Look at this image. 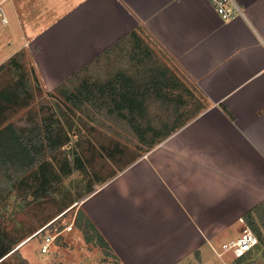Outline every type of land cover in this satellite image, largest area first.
Wrapping results in <instances>:
<instances>
[{
    "label": "crops",
    "instance_id": "1",
    "mask_svg": "<svg viewBox=\"0 0 264 264\" xmlns=\"http://www.w3.org/2000/svg\"><path fill=\"white\" fill-rule=\"evenodd\" d=\"M9 1L0 43L28 51L46 88L141 31L194 83L206 107L84 209L120 264L221 259L244 213L264 204V0H236L244 16L228 22L208 0Z\"/></svg>",
    "mask_w": 264,
    "mask_h": 264
},
{
    "label": "rangeland",
    "instance_id": "2",
    "mask_svg": "<svg viewBox=\"0 0 264 264\" xmlns=\"http://www.w3.org/2000/svg\"><path fill=\"white\" fill-rule=\"evenodd\" d=\"M10 2L0 0L4 17ZM3 15L1 28L6 27ZM8 46L0 43V54L6 51L0 62V241L12 244L18 255L4 264H24L21 259L120 264L113 251L106 254L87 243L85 231L76 228L79 211L88 217L86 197L196 116L206 102L142 31L94 59L75 79L47 80L51 88L38 79L28 51L12 54ZM78 66H68L69 71ZM261 206L258 214L254 208L245 212L229 235L237 238L249 229L259 243L254 251L241 260L231 253L221 259L182 257L183 264H264ZM45 226L46 233L60 235L41 253L40 235L27 240Z\"/></svg>",
    "mask_w": 264,
    "mask_h": 264
},
{
    "label": "built area",
    "instance_id": "3",
    "mask_svg": "<svg viewBox=\"0 0 264 264\" xmlns=\"http://www.w3.org/2000/svg\"><path fill=\"white\" fill-rule=\"evenodd\" d=\"M208 2L217 16L223 21H233L244 16V11L236 0H208ZM0 15H2L1 11ZM2 21H5L3 17ZM46 228L47 226L43 227L27 240L29 241L36 235H40L42 240L41 253H46L50 245H53L57 236L60 235L58 232L46 233ZM71 229V226L65 227L67 232H70ZM258 244L257 237L249 229H245L237 238L223 243L218 256L221 257L223 254L231 253V255L239 259L254 251Z\"/></svg>",
    "mask_w": 264,
    "mask_h": 264
},
{
    "label": "trees",
    "instance_id": "4",
    "mask_svg": "<svg viewBox=\"0 0 264 264\" xmlns=\"http://www.w3.org/2000/svg\"><path fill=\"white\" fill-rule=\"evenodd\" d=\"M123 104L125 105V102H123ZM259 207H262V206L260 205L256 208H254V212H256L257 214H258V208ZM75 226H76V228L81 229V230L83 229L85 231L84 237H85V241L87 243L92 242V244H94L95 246H98L101 249H103L106 254H109L112 251V249L110 248V246L108 245L106 240L103 238L101 233L97 230V228L90 221V219L85 215L84 212L79 211ZM90 234H92V235L90 236ZM0 244H1L0 245V264H4L6 262V260H8L12 257H16L18 255L17 249L13 250L12 244L3 243L2 241H0ZM24 245H22V246H24ZM237 260H241V258H239ZM21 261H23L22 263L27 264V262L25 260L21 259ZM18 264H20V263H18Z\"/></svg>",
    "mask_w": 264,
    "mask_h": 264
},
{
    "label": "bare ground",
    "instance_id": "5",
    "mask_svg": "<svg viewBox=\"0 0 264 264\" xmlns=\"http://www.w3.org/2000/svg\"><path fill=\"white\" fill-rule=\"evenodd\" d=\"M26 242H27V241H26ZM26 242H25V243H23L22 245L26 244Z\"/></svg>",
    "mask_w": 264,
    "mask_h": 264
}]
</instances>
